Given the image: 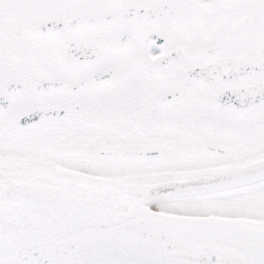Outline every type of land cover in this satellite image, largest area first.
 I'll return each instance as SVG.
<instances>
[{
	"label": "snow or ice",
	"instance_id": "1",
	"mask_svg": "<svg viewBox=\"0 0 264 264\" xmlns=\"http://www.w3.org/2000/svg\"><path fill=\"white\" fill-rule=\"evenodd\" d=\"M0 264H264V0H0Z\"/></svg>",
	"mask_w": 264,
	"mask_h": 264
}]
</instances>
